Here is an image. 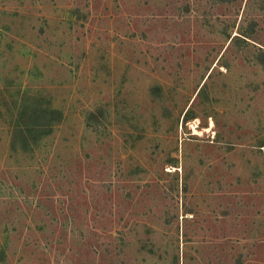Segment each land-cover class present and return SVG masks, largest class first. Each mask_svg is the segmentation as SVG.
I'll list each match as a JSON object with an SVG mask.
<instances>
[{
	"label": "rangeland",
	"instance_id": "obj_1",
	"mask_svg": "<svg viewBox=\"0 0 264 264\" xmlns=\"http://www.w3.org/2000/svg\"><path fill=\"white\" fill-rule=\"evenodd\" d=\"M0 264H264V0H0Z\"/></svg>",
	"mask_w": 264,
	"mask_h": 264
}]
</instances>
